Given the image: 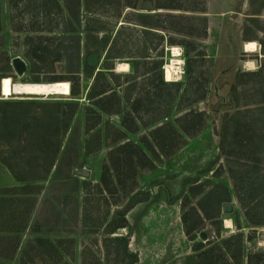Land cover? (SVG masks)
Wrapping results in <instances>:
<instances>
[{
	"label": "rangeland",
	"instance_id": "obj_1",
	"mask_svg": "<svg viewBox=\"0 0 264 264\" xmlns=\"http://www.w3.org/2000/svg\"><path fill=\"white\" fill-rule=\"evenodd\" d=\"M144 1L111 0L109 15H114L118 7L121 13L120 16L106 17L99 11H86L83 0H0V75L10 77L14 83H51L52 80H59L52 83L69 82L60 78L69 70L71 64L68 61L47 60L38 63L34 69L29 67L25 58V52L29 48L25 44L27 36L34 37L35 41L41 42V47L48 50L72 54L80 70V94L74 98L70 95H12L5 98L1 93L0 82V100L77 103L69 129L61 139L55 163L44 179L10 182L14 177L0 162V264H42L44 261L39 260L38 251L29 250L36 246L37 237L46 238L52 243H56L58 239H73L72 257L64 255L63 258L70 264H82L83 258L90 264L93 257L101 264H121L113 249L110 248L107 252L104 246L103 238L107 236L104 234V227L117 209L141 198L145 192L148 193V199L165 196L168 201V198H174L175 203L180 206L181 215L187 213L188 222L196 218L194 211L201 217L194 241L187 238L189 253L178 257L167 256L158 264H189L191 257L195 255V251H192L193 243L219 242L236 233H241L243 238V264H246L249 252L264 254V225L254 227L245 217L236 197L233 180L225 166V159L219 155L217 136L223 115L234 110L230 88L235 82L236 74L264 68V0H158L165 5L178 3L181 8L151 11L141 9ZM145 13L177 15L176 21L186 30L192 28L195 34L190 36L154 28L148 29L152 32L144 33L143 29L147 28L139 24V15ZM77 16L79 23L76 22ZM86 17L107 21L105 34L110 35L106 47L89 56L85 55L84 48ZM201 17L206 20L204 36ZM119 29L121 31L117 44L112 49V53L118 56L114 58L112 70L120 74L117 79L122 83L116 87L117 83L107 72L109 70L103 69V61L111 40ZM159 35H164L163 41ZM169 37L175 39L174 44L167 42ZM185 42H192L194 45L189 56L195 60L197 81L205 89V97L179 108L182 86L175 92L176 99L167 118L147 127H140L137 132L124 130V140L139 143L140 137L147 135L153 127L164 122L175 123V118L190 110L205 112L206 125L195 136L187 137L186 143L174 154L162 157L154 170H138L137 187L132 192L125 194L118 188L107 192L100 182V176L102 165L108 160V152L115 146L111 142L113 134H108L107 138L103 123L85 134V107H93L87 94L96 72L103 70L111 85L122 94L125 77L133 74V65L137 64L135 62H140L141 71L149 69L148 74L153 75L157 71L155 61L162 59L160 68L163 79L167 81L165 67L176 60L172 56V49L178 47L181 53L179 58L182 60L180 71L167 82L184 85L185 54L189 47L186 44L185 48ZM249 42L256 44V52H246L245 45ZM15 57H20L25 62L22 74H18L12 65ZM143 62H146L144 66ZM6 63H9L10 68L2 71ZM85 64L94 68L90 78L85 75ZM119 64H127V69L118 70ZM33 77H38L41 81L31 82ZM139 80L141 81L138 78ZM241 80L246 83L239 86L240 106L264 99V79L259 89H251L258 77L246 74ZM139 86L138 84L131 92V97L136 95ZM218 95L223 97V101L219 103L217 110H213ZM225 96H229L228 102L224 101ZM126 110L131 108L123 101L120 116L102 113L103 120L123 129L121 118ZM95 131L101 137V147L88 154L84 151V140ZM259 165L260 170L253 176L256 183L254 186L261 183L263 189L264 155ZM82 170L88 175H82ZM215 184L227 187L230 195V200L220 206V216L217 218L219 233L213 219H207L201 210L202 207L206 213H214L213 199H203ZM244 193L249 194L248 191ZM214 195L216 199L218 195H223V191H216ZM253 196L264 198V195ZM183 203L185 206L181 208ZM226 205H230V212L225 211ZM20 220L24 225L21 232L8 231L14 222ZM227 220L230 221L229 225ZM131 221L136 223L137 218L134 217ZM100 223H103L101 227ZM131 230V226L124 227L122 234L116 232L113 236L124 235L129 238ZM201 232L207 234L206 240L201 238ZM248 236H251L250 240L247 239ZM62 247H59L61 251Z\"/></svg>",
	"mask_w": 264,
	"mask_h": 264
},
{
	"label": "trees",
	"instance_id": "obj_2",
	"mask_svg": "<svg viewBox=\"0 0 264 264\" xmlns=\"http://www.w3.org/2000/svg\"><path fill=\"white\" fill-rule=\"evenodd\" d=\"M151 2L153 10L181 8L178 3L165 5L159 3L158 0H151ZM110 5L111 0H83L84 9L90 13L99 11L106 17L120 16L119 7L114 15H109ZM202 10L200 9V11ZM139 17L141 19L139 24L147 28L143 29L144 33H150L152 31L148 29L154 28L190 36L195 34L192 28L186 30L179 21H176L178 16L171 13H145L140 14ZM200 19L203 21L201 30L204 36L206 20L203 17ZM76 22H80L79 16L76 17ZM106 23L108 22L86 17L84 36L86 56L98 53L109 43L110 35L105 34ZM120 31L119 29L111 40L103 61V69L109 70L107 72L111 79L117 83L116 87L121 86L122 83H119L117 79L120 74L112 70L114 58L118 57L112 53V49L117 44ZM159 36L163 41L164 35ZM167 42L174 44L175 39L169 37ZM25 44L29 46L25 52V58L31 69H34L38 63L47 60L49 62L68 61L71 64L69 70L66 75L60 78L69 81L70 96L78 97L80 94V70L79 65L74 62L75 56L41 47V42L35 41L32 36L25 38ZM183 44L185 48H187L186 44L189 45L185 54L187 58L184 85L168 83L163 79L160 68L163 64L162 59L155 61L154 67L157 68V71L153 75L148 74L149 69L141 71L140 62H135L137 64L133 65V74L125 77L122 94L111 85L103 70L96 72L87 94L88 99L92 100L93 107H85V134L90 133L102 123L105 124L107 138L108 134H113L111 142L115 146L109 150L108 160L103 163L100 176V182L107 192L116 191L117 188L125 194L132 192L137 187L138 170H154L156 163L160 162L162 157L166 158L174 154L186 143L187 137L195 136L206 125L205 112L190 110L175 118V123L164 122L153 127L147 135L140 137L139 143L124 140L126 138L124 130L137 132L140 127H147L167 118L171 114V107L176 99L175 92H178L182 86V94L178 101L179 108H183L184 104L189 106L205 97V89L197 81V71L194 69L195 60L189 56L194 45L192 42ZM145 63L143 62V66ZM9 68V63H6L2 71H8ZM263 71L264 68H260L257 71L236 74L235 82L230 88L234 110L223 115L220 128L217 131L219 155L225 159V166L233 180L236 197L244 210V215L254 227L264 225V198L253 196L264 195V188L261 189L262 184H257L258 186L255 187L256 183L253 177L260 170L259 163L264 155V99L240 106L239 86L246 83L241 79L247 74L258 77V80L252 83L251 89H259L264 79ZM84 72L86 77L90 78L93 76L94 68L85 64ZM3 78L6 77L0 75V80ZM138 78L141 81H138ZM40 81L38 77L31 78V82ZM56 81L59 80L51 82ZM138 84L140 85L138 92L131 97V92L137 88ZM173 89H175L174 92ZM123 101L130 105L131 110L124 111L121 118L123 129H121L116 128L108 120H103L102 113L120 116ZM76 109L77 103L74 102L0 100V162L6 166L15 180L19 182L40 180L48 175L59 153L61 139L69 129ZM145 115L147 118H144ZM97 131L84 140V151L88 154L101 147V137ZM245 190L249 192L248 195L244 193ZM216 191H223V195H218L215 199ZM210 198L215 203L214 213H206L202 207L201 210L207 219H213V224L219 233L220 226L217 218L220 216L221 204L230 200L229 190L223 185L215 184L205 195L203 201ZM147 199L148 193L145 192L141 198L117 209L104 227V234L107 235L103 238L104 246L107 248V252L110 248L113 249L121 264H135L138 257L136 253L129 251L127 236L113 235L117 229L128 226L127 212L135 204ZM174 201V198H168L169 203ZM184 206L183 203L181 208ZM194 213L196 218L191 222H188L186 212L181 215L183 231L190 241H194L197 228L201 224L200 215L197 211ZM17 222H14L8 231L21 232L24 229L23 221ZM102 225L103 223H100L99 227ZM247 239L250 240L251 236H248ZM35 241L36 246L30 247L29 250L38 251L39 260L44 261L42 264H70L63 258L64 255L72 257L73 239H58L56 243H52L46 238L37 237ZM60 246H63L62 251L59 249ZM192 251H195V255L191 257L189 264H243L242 234L229 235L220 239L219 242L193 243ZM92 259L90 264H101L95 257ZM82 264H87L86 258H83ZM246 264H264V254L249 252Z\"/></svg>",
	"mask_w": 264,
	"mask_h": 264
},
{
	"label": "crops",
	"instance_id": "obj_3",
	"mask_svg": "<svg viewBox=\"0 0 264 264\" xmlns=\"http://www.w3.org/2000/svg\"><path fill=\"white\" fill-rule=\"evenodd\" d=\"M11 181L16 182L14 178ZM134 217L137 218L136 223L131 221ZM126 218L127 227H132L128 249L137 254L136 263L158 264L167 256L178 257L189 253L180 206L175 201L169 203L165 196L147 199L135 204Z\"/></svg>",
	"mask_w": 264,
	"mask_h": 264
},
{
	"label": "bare ground",
	"instance_id": "obj_4",
	"mask_svg": "<svg viewBox=\"0 0 264 264\" xmlns=\"http://www.w3.org/2000/svg\"><path fill=\"white\" fill-rule=\"evenodd\" d=\"M246 52L252 53L257 51L255 43H246ZM180 48L172 49V56L176 58L171 65L165 67L166 80L170 81L179 71L182 63ZM248 64V63H247ZM127 69V64H119L118 70ZM70 88L67 82L59 83H14L10 77L3 78L1 81V93L3 97L12 95H30V96H49V95H70ZM228 225L230 221L226 222Z\"/></svg>",
	"mask_w": 264,
	"mask_h": 264
},
{
	"label": "water",
	"instance_id": "obj_5",
	"mask_svg": "<svg viewBox=\"0 0 264 264\" xmlns=\"http://www.w3.org/2000/svg\"><path fill=\"white\" fill-rule=\"evenodd\" d=\"M152 7H153V6H152V2H151V0H145V1H144V4L141 5V9H143V10H153ZM12 65L15 67L16 72H17L18 74H22V73L24 72V70H25V62H24L20 57H15V58L12 60ZM1 81H2V79L0 80V82H1ZM51 83H52V82H51ZM68 84H69V82H68ZM69 86H70V84H69ZM221 101H223V97H222L221 95H218V96H217V101H216V103H214L212 109H213V110H217V108H218V106H219V103H220ZM224 101L228 102V101H229V96H225V97H224ZM80 173H81L82 175H84V176H87V175H88V173L85 172V171H83V170L80 171ZM225 211H226V212H230V211H231V207H230V205H226V206H225ZM122 232H123V228H119V229H117V233H118V234H122ZM200 235H201V238H202L203 240H206V238H207V234H206L205 232H201Z\"/></svg>",
	"mask_w": 264,
	"mask_h": 264
}]
</instances>
